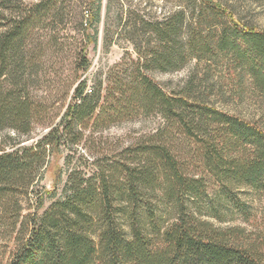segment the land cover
Listing matches in <instances>:
<instances>
[{
  "label": "trees",
  "instance_id": "obj_1",
  "mask_svg": "<svg viewBox=\"0 0 264 264\" xmlns=\"http://www.w3.org/2000/svg\"><path fill=\"white\" fill-rule=\"evenodd\" d=\"M189 1L192 5L179 9L174 20L142 22L159 44L154 55L137 49L133 66L120 64L116 72L95 80L92 89L88 78L78 79L60 121H51L38 140L11 146L0 140V238L13 246L9 259L0 264H264V225L256 233L240 225L224 228L193 213L185 199L203 197L207 183L189 175L162 141L173 129L192 140L213 185L245 221L257 220L253 206L241 203L236 188L264 200V129L187 93H170L150 72L171 70L176 62L183 67L210 49L232 56L236 64L245 59L254 85L264 94V31L242 23L217 0ZM52 2L42 0L14 17L0 13L7 20L0 23L6 27L0 31V132L12 127L29 133L32 120L42 114L29 98L25 77L38 53L25 48L32 27L48 19L57 5ZM89 4L91 21L100 22L102 0ZM211 22L221 28L212 29ZM184 29L189 33L186 43L180 38ZM203 29L213 31L205 37ZM81 60L87 71L88 56ZM154 113L168 126L151 142L129 147L124 154L130 164L114 161L90 176L72 169L62 196L46 208V197H55V192H40L38 186L52 156L64 148L74 150L91 127L106 129ZM157 189L164 196L155 198L175 210L169 222L153 208L151 195ZM24 202H34L33 211L25 214ZM211 214L218 217L216 210Z\"/></svg>",
  "mask_w": 264,
  "mask_h": 264
},
{
  "label": "rangeland",
  "instance_id": "obj_2",
  "mask_svg": "<svg viewBox=\"0 0 264 264\" xmlns=\"http://www.w3.org/2000/svg\"><path fill=\"white\" fill-rule=\"evenodd\" d=\"M41 1L0 0V13L6 17L18 16ZM92 1L53 0L52 3L57 5L51 8L48 19L32 27L25 51L38 53V58L27 68L25 77L30 83L29 98L34 105L41 106L42 114L32 120L29 133L18 132L12 127L4 128L0 132V140L7 145L18 141L30 144L49 130L51 121L59 122L70 103L78 79L88 78L89 88L92 89L95 80L98 81L111 71L116 72L120 64L133 66L138 58L137 49L150 55L158 52L156 37L146 32L142 22H162L166 17L174 20L179 9L192 5L189 0H102L100 22L95 23L91 21L94 10H90L89 2ZM217 1L231 8L242 23L264 31V0ZM5 4L11 8L5 9ZM86 9L90 10L89 17ZM200 9L197 8V14L202 11ZM204 12L207 14V11ZM6 21L0 18V23ZM5 28H0V31ZM211 28L220 29L221 24L211 22ZM212 29H203L205 37L209 36ZM187 32L188 29H184L181 33L183 43H186L189 35ZM178 43L176 48L180 49ZM211 43L214 45L215 41L211 39ZM83 54L91 62L87 71L82 68ZM243 61L236 64L232 56L209 49L202 59L192 58L183 67H178L179 62H176L175 68L171 70L156 69L150 75L170 93H187L195 101L205 102L230 115L255 122L264 129V94L254 85L247 61ZM167 126L161 115L154 113L117 122L106 129L91 127L85 139L74 146V150L64 148L61 154L51 157L38 186L40 192H44V189L55 192V197H46V208L62 196L72 169L90 176L98 166L114 161L130 164L131 158L125 157V151L138 143L151 142L158 131ZM162 141L186 166L189 175L195 179L203 177L207 183V192L203 197L190 196L185 199L193 213L224 228L240 225L256 233L264 225V200L248 189L236 188L241 203L252 205L254 215H257V220L245 221L235 210L232 201L222 195L218 186L213 185L212 176L203 170L200 153L192 140L173 129ZM155 195L163 198V191L157 189L151 195V201L158 215H164L165 221L169 222L175 216L173 205L158 200ZM33 205L34 202H24V213L33 211ZM213 210H216L218 217L212 216ZM12 249V243L0 238V261L5 263Z\"/></svg>",
  "mask_w": 264,
  "mask_h": 264
}]
</instances>
